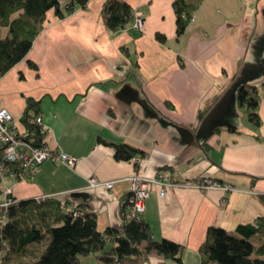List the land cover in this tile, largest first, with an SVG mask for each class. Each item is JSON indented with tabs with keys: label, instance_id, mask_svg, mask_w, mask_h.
<instances>
[{
	"label": "crops",
	"instance_id": "obj_1",
	"mask_svg": "<svg viewBox=\"0 0 264 264\" xmlns=\"http://www.w3.org/2000/svg\"><path fill=\"white\" fill-rule=\"evenodd\" d=\"M72 1L60 0L61 9ZM124 1L143 13V34L107 30V0H91L87 10L77 8L64 20L51 10L27 57L0 79V105L20 130L27 98L41 100L44 143L79 159L76 169L50 161L27 179L7 176L0 189H12L18 200L64 194L67 202L86 192L105 232L123 225L131 188L126 179L162 171L186 186L162 198L155 188L143 215L157 241L184 247L183 262L153 250L123 264H201L210 228L234 233L264 216V0H204L180 38L175 0ZM246 83L260 89L259 128L237 101ZM115 144L146 158L117 161ZM95 177L118 182L113 190L84 191ZM205 178L232 190L202 191L195 184ZM22 261L0 254V264ZM81 262L104 264L96 255Z\"/></svg>",
	"mask_w": 264,
	"mask_h": 264
},
{
	"label": "trees",
	"instance_id": "obj_2",
	"mask_svg": "<svg viewBox=\"0 0 264 264\" xmlns=\"http://www.w3.org/2000/svg\"><path fill=\"white\" fill-rule=\"evenodd\" d=\"M90 1L73 0L63 11L60 0H0V30L6 31L0 43V79L27 57L34 41L42 34L51 10H56L57 17L64 20L77 8L87 10ZM203 1L175 0L177 38L186 34ZM135 13L124 0H107L102 15L107 30L117 34L132 24ZM156 39L161 44L168 41L161 33L156 34ZM29 66L38 69L31 62ZM237 101L247 121L259 128L262 122L258 111L261 103L258 86L246 83L240 87ZM41 103V100L27 98L21 119L30 133L29 140L37 146L45 144V135L36 123L41 115ZM115 151L117 161L146 158L143 151L128 144H115ZM69 197L68 202L62 198L17 199L18 203L8 209L0 208V254L4 259L20 261L26 258L20 264H82V259L96 255L104 264H123L155 250L164 258L183 262L184 247L167 239L157 241L144 215L141 219L128 216V205L122 211L121 228L101 232L97 217L90 212L91 196L84 192ZM4 216L6 219L2 222ZM207 234L201 264H264V216L251 224H241L234 233L212 227Z\"/></svg>",
	"mask_w": 264,
	"mask_h": 264
},
{
	"label": "built area",
	"instance_id": "obj_3",
	"mask_svg": "<svg viewBox=\"0 0 264 264\" xmlns=\"http://www.w3.org/2000/svg\"><path fill=\"white\" fill-rule=\"evenodd\" d=\"M196 18L193 19V22ZM145 19L143 14L136 12L132 24L126 27V30L135 31L139 34L143 32ZM5 37L3 31L0 30V43ZM40 132L47 135V129L41 116L36 120ZM30 133L28 130L21 131L18 122L10 111L0 105V181L3 182L7 176L14 177L20 180L27 179L38 173L42 164L45 162H55L63 164L69 169H76L79 164V159L74 155H69L63 151H58L47 144L41 146L35 145L32 140H29ZM134 161H137L134 159ZM139 163V161H137ZM126 181L131 183L129 196L126 201L127 212L130 218L141 219L146 211V201L151 197L152 191L159 188L161 198L168 195V191L172 189L183 188L185 183L171 181L167 176L159 173L156 177L146 178L141 175L128 177ZM88 187L84 191L95 190V188H108L113 190L117 182L101 183L95 178L87 180ZM202 190H223L226 193L231 191L230 185H224L215 182L212 179L205 178L195 184ZM64 195V194H63ZM63 195L41 196L38 200H47L52 198H61ZM0 198V208L8 209V207L17 204L18 200L14 198L12 189L2 190ZM78 213L75 214V216ZM6 219L3 217L2 222Z\"/></svg>",
	"mask_w": 264,
	"mask_h": 264
},
{
	"label": "rangeland",
	"instance_id": "obj_4",
	"mask_svg": "<svg viewBox=\"0 0 264 264\" xmlns=\"http://www.w3.org/2000/svg\"><path fill=\"white\" fill-rule=\"evenodd\" d=\"M138 13H140V12H138ZM141 14H143V13H141ZM143 17H144V15H143ZM144 19H145V17H144ZM194 23V22H193ZM144 25H145V23H144ZM144 28V27H143ZM144 31H145V28L143 29V32L141 33V34H143L144 33ZM12 192H13V190H12ZM256 245H259L260 243L259 242H254ZM43 249V248H42ZM93 258H95V257H93ZM94 261H95V259H93Z\"/></svg>",
	"mask_w": 264,
	"mask_h": 264
}]
</instances>
